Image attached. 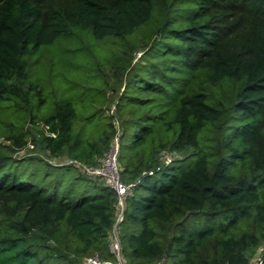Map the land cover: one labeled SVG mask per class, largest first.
Masks as SVG:
<instances>
[{"label":"trees","instance_id":"1","mask_svg":"<svg viewBox=\"0 0 264 264\" xmlns=\"http://www.w3.org/2000/svg\"><path fill=\"white\" fill-rule=\"evenodd\" d=\"M229 9L245 31L232 35ZM67 41L85 57L114 46L104 63L136 59L91 139L75 98L51 101L33 75ZM27 119L50 155L85 165L117 136L121 180L134 183L118 223L127 264H250L264 242V0H0V264L111 258L116 193L65 163L50 166L74 170L82 193L37 185L19 168L35 157L12 155Z\"/></svg>","mask_w":264,"mask_h":264},{"label":"rangeland","instance_id":"2","mask_svg":"<svg viewBox=\"0 0 264 264\" xmlns=\"http://www.w3.org/2000/svg\"><path fill=\"white\" fill-rule=\"evenodd\" d=\"M227 12L229 13V30L232 31V35L233 32L234 34L236 32L241 33L249 27L246 26V21L236 14V10L229 9ZM70 43L73 44L74 42L70 41ZM68 44L69 42L67 41L64 43L60 42V44L56 43L53 47H46L42 53L43 64L33 71V75L42 82L46 92L51 95V101L66 98L73 100L75 98L76 110L78 118H80L78 124L83 126V135L91 139L98 131V126L96 125H104L106 123V114L114 109V102L121 90L122 80L126 73L125 67L133 65L136 59L135 57H130L129 51L127 53L128 56L123 57V61L119 64L104 63L102 59L104 55L107 61H111L109 60V54H111L114 46L110 44L101 45V47L93 49L94 52H98L96 56L85 57V50L70 52L72 44ZM98 67H100L104 78L99 76L100 74L92 77ZM21 87L25 89L26 85ZM100 89L102 92L99 94ZM91 100L95 102L93 106H91ZM52 110L42 109V112L46 114ZM91 113H98L96 120L84 123V118ZM23 127L29 133L27 142L21 150L12 155L16 158L30 156L36 159L27 158L28 160L19 163V168L27 175L36 174L35 178L39 186L52 187L56 182H59L62 188H74L76 189V194L82 193L86 189L85 181L71 184L77 175L74 170L64 171L61 168L50 166L52 164H66L69 157L65 153L55 157L44 149L40 143L37 131L39 128L43 129L42 123L40 122L36 128L31 123H28L27 119ZM0 142L8 144L3 138H0ZM40 158L43 161L39 160ZM96 182L98 184L104 183L100 178H97ZM26 240L29 242H42V239L35 233L30 234ZM263 253L264 242H261L254 249L248 251L250 263L257 257H262Z\"/></svg>","mask_w":264,"mask_h":264},{"label":"built area","instance_id":"3","mask_svg":"<svg viewBox=\"0 0 264 264\" xmlns=\"http://www.w3.org/2000/svg\"><path fill=\"white\" fill-rule=\"evenodd\" d=\"M118 142L117 136L112 140L109 149L99 159L96 165H85L75 160H67L66 164H74L78 170L84 175L91 178H100L103 180L104 185L116 193L117 199L115 204V222L109 236V251L111 258L104 259L97 254L89 255L81 259L82 264H127L120 246L118 236V223L122 218L125 197L129 195L134 183L124 182L120 177V165L118 163ZM165 160L171 158V154L166 151L161 153ZM250 264H264L263 257H257Z\"/></svg>","mask_w":264,"mask_h":264},{"label":"water","instance_id":"4","mask_svg":"<svg viewBox=\"0 0 264 264\" xmlns=\"http://www.w3.org/2000/svg\"><path fill=\"white\" fill-rule=\"evenodd\" d=\"M113 115L116 117V114H115V112H113Z\"/></svg>","mask_w":264,"mask_h":264}]
</instances>
